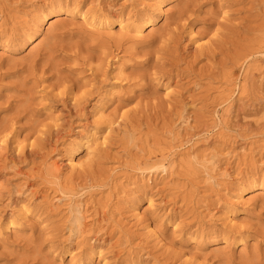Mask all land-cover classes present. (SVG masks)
I'll list each match as a JSON object with an SVG mask.
<instances>
[{"label":"rangeland","instance_id":"374dc122","mask_svg":"<svg viewBox=\"0 0 264 264\" xmlns=\"http://www.w3.org/2000/svg\"><path fill=\"white\" fill-rule=\"evenodd\" d=\"M162 1L0 0V264H264V63L241 59L264 0H167L154 27L119 29ZM93 129L106 145L66 168Z\"/></svg>","mask_w":264,"mask_h":264},{"label":"bare ground","instance_id":"6f19581e","mask_svg":"<svg viewBox=\"0 0 264 264\" xmlns=\"http://www.w3.org/2000/svg\"><path fill=\"white\" fill-rule=\"evenodd\" d=\"M166 1L167 0L159 2L158 4H156V6L154 8V14L152 16L140 17L129 25H125V24H122V22H119L118 23L119 29H121L122 31H128L130 29L135 34H140L143 31L154 27L164 17L163 6L166 3ZM50 15H51V13L45 14L41 19V23L43 24L45 22H48L51 19ZM79 17L86 24L88 29H90V30H99V29L104 28V29H108V31H111L112 27L114 26L113 25L114 23L109 22L105 19L94 18L93 15L88 16L85 14H80ZM36 35H37L36 31H33L32 33H30L28 35V42L33 44L37 39ZM215 55L216 54L213 51L209 50L208 55H206V56L208 59L211 60L212 58H214ZM241 59L243 60V63H247L249 61H254L255 63L256 62L264 63V38L256 46H254L250 49H247L246 52L243 54ZM260 68H262V67H260ZM234 94H235V90L229 89L227 92V95H225L222 98L223 100L220 101V104L222 105L223 103L228 101ZM238 94H241L239 89L237 90V95ZM115 124H116L115 122L108 123L105 127V132L110 131L112 129V126ZM106 143H107L106 136L105 135L103 136V134H102V136L99 137L98 133L95 129L90 130L89 133H87L83 136H79V139L76 142H74V144L72 143V147H75V149L72 150L68 154V157L66 158V162H65L66 168L73 171V170H76V169L81 167V159L77 156V153L80 150L83 149L86 151H90L93 147H96V145L105 146ZM166 166L167 165H166V163H164V159L158 158V159L154 160V162L151 165H149L148 167H144L143 169H141V168L137 169L135 174H137V175L141 176V178L145 179V180H142L143 182L146 180L148 182V181L152 180L153 176H158L159 174H161V175L167 174V167ZM46 170H47L48 175L51 176V180L58 181L59 176H60V171L57 168L56 164H52L51 166L47 167ZM57 188L62 193V195L67 194L69 197L70 196L72 197L75 195L74 190L66 191V189H64V188L61 189L59 184H58ZM92 188L93 187H89L88 189H92ZM240 197H241V195L238 197V199H240ZM27 205H28V200H26V199L22 200L21 204H19L20 211L23 209L26 210ZM241 205H243V204H241ZM79 206H80V204L77 205V203H72L70 205V210H71L70 212L73 214L72 224H71L72 227L75 229V231H77L78 233H81V232H84L83 230L85 229L86 225L83 223V215H82V212H81ZM138 216H139V214L137 213L136 217H138ZM231 221H230V223H231ZM19 227H20L19 222L14 221V220H8L7 223L4 225V230L5 231H12L14 229H18ZM236 245L238 247H244L245 246V241H244L243 237H240L237 240ZM97 258L99 259L100 263L105 264L106 259L104 258V256L102 255L101 252L97 253Z\"/></svg>","mask_w":264,"mask_h":264}]
</instances>
